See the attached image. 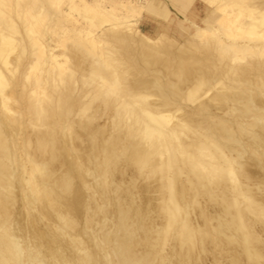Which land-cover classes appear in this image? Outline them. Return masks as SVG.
<instances>
[{"label": "bare ground", "instance_id": "obj_1", "mask_svg": "<svg viewBox=\"0 0 264 264\" xmlns=\"http://www.w3.org/2000/svg\"><path fill=\"white\" fill-rule=\"evenodd\" d=\"M167 1L0 0V264H264V0Z\"/></svg>", "mask_w": 264, "mask_h": 264}, {"label": "rangeland", "instance_id": "obj_2", "mask_svg": "<svg viewBox=\"0 0 264 264\" xmlns=\"http://www.w3.org/2000/svg\"><path fill=\"white\" fill-rule=\"evenodd\" d=\"M61 1H63V0H61ZM149 1H151V0H149ZM165 2L164 3H166L165 5L168 7V18L169 17H171V19H169V20H171V21H169L168 19H167V17H165V18H162V17H148V15H145L144 17H142L141 16V12L140 13H138V12H136V11H123V10H120V9H118V8H116L115 10H114V12L118 15V16H124L126 19L128 18V19H130V22L131 23H134V22H136V25L140 28V29H142V30H145V29H149L148 28V26H150L149 24H153V23H156L157 21H159L160 23H164V24H166V25H168V29L166 30V32L168 33V35H174L175 37L177 36V39L174 37V36H172V37H174L173 39H176V40H179V39H181V37H182V34H179L178 32H180L179 30L178 31H176V29H177V27H176V20L177 19H179V18H181L180 16H181V14H179V13H174L173 12V8H172V6H171V4H169L168 3V1L167 0H164ZM173 1V0H172ZM176 1V0H175ZM60 6H63V4H61ZM170 6V7H169ZM190 6V5H189ZM73 12H75L74 10H73ZM173 12V13H172ZM122 13H123V15H122ZM120 14V15H119ZM131 14V15H130ZM130 15V16H129ZM175 15H177V16H175ZM142 17V18H141ZM15 19H19V18H15ZM48 20H49V18H48ZM134 21V22H133ZM107 22V21H106ZM106 22H104L103 21V23H106ZM168 22V23H167ZM45 26V25H44ZM45 28V27H44ZM44 28H43V30H44ZM172 33H171V32ZM170 33V34H169ZM46 43H50L51 42V37L49 36V34H48V32H46ZM178 35L180 36V38L178 37Z\"/></svg>", "mask_w": 264, "mask_h": 264}]
</instances>
